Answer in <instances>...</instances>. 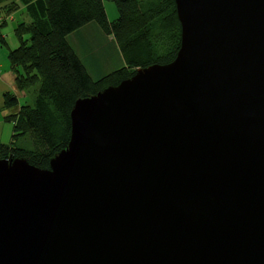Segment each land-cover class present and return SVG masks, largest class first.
<instances>
[{"label":"water","instance_id":"water-1","mask_svg":"<svg viewBox=\"0 0 264 264\" xmlns=\"http://www.w3.org/2000/svg\"><path fill=\"white\" fill-rule=\"evenodd\" d=\"M175 59L78 98L49 168L0 159V264H264V0H174Z\"/></svg>","mask_w":264,"mask_h":264},{"label":"trees","instance_id":"trees-1","mask_svg":"<svg viewBox=\"0 0 264 264\" xmlns=\"http://www.w3.org/2000/svg\"><path fill=\"white\" fill-rule=\"evenodd\" d=\"M112 1L118 9L114 20L107 18L104 0H18L7 6L9 10L22 6L29 18L15 27L19 44L9 50L8 60L16 86L33 89L35 96L33 103L21 104L16 114L7 117L13 122V138L9 144L0 142V159L25 158L34 166L49 168L50 160L68 145L70 112L78 98L116 86L137 69L175 59L181 25L174 0ZM88 25L113 35L124 66L111 69L117 61L111 46L93 52L95 40L80 33ZM3 104L12 107L17 100L5 93ZM27 135L32 149L18 144Z\"/></svg>","mask_w":264,"mask_h":264},{"label":"rangeland","instance_id":"rangeland-1","mask_svg":"<svg viewBox=\"0 0 264 264\" xmlns=\"http://www.w3.org/2000/svg\"><path fill=\"white\" fill-rule=\"evenodd\" d=\"M104 7H105L107 18L109 20H114L118 17V9L114 1L104 0ZM12 15L14 17L13 20H12V17H10V15H8L5 11L0 9V17L5 18V21H6L5 24L0 26V31H1L0 32V74L4 73L5 71H9L12 74H14L10 68L7 53H8L9 48H14L19 44V41L15 34L14 29H15L16 23L22 20V17H21V14L17 13L16 11L13 12ZM86 33L88 34L89 39H90V33L87 31ZM2 34L5 36L6 43L1 42ZM5 90H7V88L4 85V82L1 76L0 77V141L3 143H8L12 136L13 122L7 120L6 113L3 108V105H4L3 104V93L5 92ZM16 94L19 97L20 104L33 103L34 96H35L33 89L26 91L24 96L19 95L20 92H17ZM18 144L27 149H32L34 147L33 141L31 140L29 135L23 138H20L18 140Z\"/></svg>","mask_w":264,"mask_h":264},{"label":"crops","instance_id":"crops-1","mask_svg":"<svg viewBox=\"0 0 264 264\" xmlns=\"http://www.w3.org/2000/svg\"><path fill=\"white\" fill-rule=\"evenodd\" d=\"M11 3L17 4L18 3V0H5V1H3V2L0 3V9L3 10V11H5L8 15H10V17H12V20L14 18L13 15H12L13 12L16 11L17 13H20L21 14L22 20L18 21L16 23L15 27L17 26V24L19 22H22V21L29 22V19H28L27 15L25 14L24 9H23L22 6H15V8H13L12 10L7 9V6L9 4H11ZM5 23H6L5 18H1L0 17V26H2ZM83 31L85 33H86V31L89 32L90 35H91V37L95 40V42L97 44V48L96 49H98V50L97 51H93V52H98V53L99 52H102V49L105 48V47H108V46H111L114 49V51H115V53L117 55V61H116L115 65L111 69H114V68L121 67V66H124L125 65V61H124V59H123V57L121 55V52H120L119 47H118V44L116 43L113 35L106 34L101 29H99L98 27H96V26H89V25L88 26H85L82 29V32H80L81 33V36L87 37V36H85V35H87V33L85 34V33H83ZM2 39H4V41L6 43V39H5V36L3 34H2ZM16 47H14V48H16ZM14 48H9V50L10 49H14ZM9 50H8V53H9ZM8 53H7V56H8ZM110 70H106L104 73H106V72H108ZM89 72H90V70H89ZM94 75H96V74H94ZM1 76H2V80L4 82V85L7 88V90H5V92L3 94L10 93V94L14 95L15 98H16V100H17V104L16 105H14L12 107H8V108H4L3 107L4 110H5V113H6V118H7L8 116L14 115V114H16L19 111V108H20V105L21 104L19 103V97H18V95L16 93L17 92H20L19 95L24 96V94L26 93V91H29V90H20L16 86V83H15V74H12L9 71H5L4 73L0 74V77ZM12 135H13V131H12ZM12 138L13 137L11 136L10 141L8 143H5V144H9L12 141Z\"/></svg>","mask_w":264,"mask_h":264}]
</instances>
